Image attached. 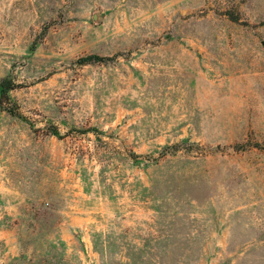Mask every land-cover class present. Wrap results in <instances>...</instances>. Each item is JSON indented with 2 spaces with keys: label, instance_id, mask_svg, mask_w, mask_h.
I'll return each instance as SVG.
<instances>
[{
  "label": "rangeland",
  "instance_id": "1",
  "mask_svg": "<svg viewBox=\"0 0 264 264\" xmlns=\"http://www.w3.org/2000/svg\"><path fill=\"white\" fill-rule=\"evenodd\" d=\"M0 264H264V0H0Z\"/></svg>",
  "mask_w": 264,
  "mask_h": 264
},
{
  "label": "trees",
  "instance_id": "2",
  "mask_svg": "<svg viewBox=\"0 0 264 264\" xmlns=\"http://www.w3.org/2000/svg\"><path fill=\"white\" fill-rule=\"evenodd\" d=\"M91 59H94V58L92 56H87V57L83 58V61L88 62ZM98 59H101V58H98ZM2 87H3V93L5 95H7L8 90L13 88V84H12V82H9V80L5 79L2 82Z\"/></svg>",
  "mask_w": 264,
  "mask_h": 264
}]
</instances>
